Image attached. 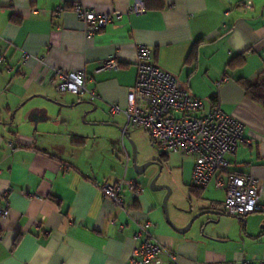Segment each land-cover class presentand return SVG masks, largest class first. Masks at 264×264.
Returning <instances> with one entry per match:
<instances>
[{
    "label": "crops",
    "instance_id": "crops-1",
    "mask_svg": "<svg viewBox=\"0 0 264 264\" xmlns=\"http://www.w3.org/2000/svg\"><path fill=\"white\" fill-rule=\"evenodd\" d=\"M132 1L81 0L97 12H122L86 37L75 0H0V205L5 192L9 201L8 216L0 217V264H131L133 233L147 221L153 239L181 264L264 260V210L225 214L224 189L194 185L190 156L158 149L148 168L138 158L141 128L123 137L126 116L108 110L126 104L137 77L136 46H149L151 60L205 109L220 106L243 124L222 176L258 177L264 201V108L239 82L264 70V0H249L250 8L241 5L246 0H143L139 14L127 12ZM239 54L244 62L228 67ZM112 56L119 68L99 70ZM53 68L83 70L97 97L57 92ZM155 176L169 187L167 212L176 228L196 216L185 232L167 222V189H151ZM122 179L143 188H122L126 211L100 188Z\"/></svg>",
    "mask_w": 264,
    "mask_h": 264
},
{
    "label": "built area",
    "instance_id": "built-area-1",
    "mask_svg": "<svg viewBox=\"0 0 264 264\" xmlns=\"http://www.w3.org/2000/svg\"><path fill=\"white\" fill-rule=\"evenodd\" d=\"M241 5L250 8L249 0ZM61 6L56 8L60 11ZM73 11L83 23L86 37L94 36L112 20L121 17L122 12H97L86 8L81 0H75ZM146 11L143 0H133L127 9L128 13L139 14ZM28 54L24 53L22 61L26 62ZM4 56L0 51V61ZM137 77L133 87L127 92L124 106L110 103L108 110L111 114H124L127 118L122 129L124 134L128 128H144L148 131L151 141L164 154H182L192 158L191 178L194 185L204 188L212 185L224 189L225 198L223 211L229 216L246 217L247 215L264 210L263 190L258 177L251 174L232 173L226 179L222 171L227 165L226 155L234 153L237 143L243 138L244 126L241 122L227 114L220 106L205 109L204 101L191 95L181 87L177 77L156 65L151 60L149 46H136ZM119 68L115 56L107 58L99 70ZM52 77L57 92H71L80 97L93 101L97 97L94 89L87 86L88 76L83 70L64 71L53 68ZM223 77L221 81L226 80ZM250 140L247 144H251ZM8 146L14 148V143ZM135 193L142 191L136 179L120 180L114 185L104 183L100 186L105 197L124 211L128 207L121 197L122 188ZM3 204L0 205V217L5 218L9 213L7 193L3 194ZM36 226L38 220H34ZM150 221L138 225L133 233L137 243L129 260L131 264H162V254L168 257L167 264H181L176 254L166 249L153 239L148 230ZM226 264H264V260L254 261L240 258Z\"/></svg>",
    "mask_w": 264,
    "mask_h": 264
},
{
    "label": "trees",
    "instance_id": "trees-1",
    "mask_svg": "<svg viewBox=\"0 0 264 264\" xmlns=\"http://www.w3.org/2000/svg\"><path fill=\"white\" fill-rule=\"evenodd\" d=\"M243 62L244 58L242 55L239 54L229 61L228 67H232L234 65H241ZM239 82L242 85L245 94L252 100L261 104L264 108V70L253 82H250L243 78L239 79Z\"/></svg>",
    "mask_w": 264,
    "mask_h": 264
},
{
    "label": "rangeland",
    "instance_id": "rangeland-1",
    "mask_svg": "<svg viewBox=\"0 0 264 264\" xmlns=\"http://www.w3.org/2000/svg\"><path fill=\"white\" fill-rule=\"evenodd\" d=\"M137 149L139 155L138 158H143V163H149L147 167L152 168L154 166L152 161H155V159L158 157V148L155 144H153L148 133L143 128L139 130ZM159 171L160 169L158 168L157 173H159Z\"/></svg>",
    "mask_w": 264,
    "mask_h": 264
},
{
    "label": "water",
    "instance_id": "water-1",
    "mask_svg": "<svg viewBox=\"0 0 264 264\" xmlns=\"http://www.w3.org/2000/svg\"><path fill=\"white\" fill-rule=\"evenodd\" d=\"M127 132V131H126ZM126 132L123 134V137L125 136ZM133 158H135V153L133 155ZM146 164H142V165H135V170L139 173L142 171L143 167L145 166ZM156 179H157V176H155L151 182H150V187L152 190H157L158 188H162V187H165L167 189V192L163 198V208H164V213H165V218L167 220V222L173 226L178 232H185L189 226L191 225L192 221L196 218V216H193L192 218H190V220L187 222V224L185 226H182V227H179V228H176L174 226V224L172 223V221L170 220L169 216H168V212H167V195H168V192H169V187L167 185H158L156 184ZM188 212H191V208H189L188 210H186ZM205 212H215V211H205ZM204 212L202 213H199L200 214H203Z\"/></svg>",
    "mask_w": 264,
    "mask_h": 264
}]
</instances>
